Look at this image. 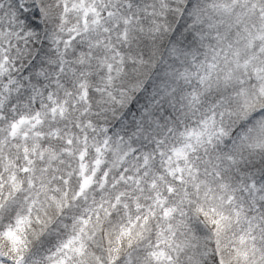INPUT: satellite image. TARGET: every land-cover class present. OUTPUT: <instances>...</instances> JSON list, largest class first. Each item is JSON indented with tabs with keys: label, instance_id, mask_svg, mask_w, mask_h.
I'll return each instance as SVG.
<instances>
[{
	"label": "clouds",
	"instance_id": "9594fccd",
	"mask_svg": "<svg viewBox=\"0 0 264 264\" xmlns=\"http://www.w3.org/2000/svg\"><path fill=\"white\" fill-rule=\"evenodd\" d=\"M0 264H264V0H0Z\"/></svg>",
	"mask_w": 264,
	"mask_h": 264
}]
</instances>
